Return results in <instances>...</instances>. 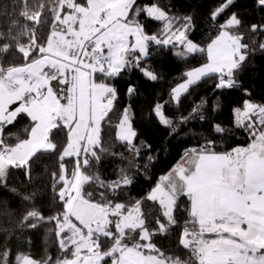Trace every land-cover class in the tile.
Listing matches in <instances>:
<instances>
[{
  "label": "snow or ice",
  "instance_id": "6c2138e0",
  "mask_svg": "<svg viewBox=\"0 0 264 264\" xmlns=\"http://www.w3.org/2000/svg\"><path fill=\"white\" fill-rule=\"evenodd\" d=\"M256 3L264 7V0ZM234 4L235 0H225L210 13V19L217 21ZM18 7L23 23L15 19ZM45 11L50 14V30L40 43L36 33L46 22ZM2 14L9 17V24L7 31L0 30V55L15 49L23 61L7 67L0 63V186L8 188L10 169L27 168L31 179L33 158L39 153H54L58 146L51 139L53 130H66V144L58 157L59 173H52L53 187L62 184L56 195L63 211L45 218L33 204L21 220V224L29 220L56 222L60 249L71 253L56 264H108L109 259L111 264H264V105L245 100L242 109L233 110L235 126L249 133L246 146L218 152L215 142L209 140L187 150L182 163L161 176L146 197L131 204L109 197V193L116 197L132 184L127 174L106 183L85 171L92 160H100L96 149L106 151L102 122L118 97L117 88L108 81L133 68L149 80L158 79L151 69L141 67L150 43L167 46L174 39L183 47L177 56L206 52L207 62L186 72L184 82L172 89V99L177 102L190 86L213 75L218 76L217 89L239 87L237 73L248 55V45L239 32L243 25L239 12H232L219 25L206 48L187 37L192 17H185L183 27L172 31L174 18L156 4L137 6V0H38L32 9L28 0H20L12 5L11 13L5 7ZM141 14L164 22V38L146 33L139 22ZM262 28L251 25L253 32ZM260 48L264 49V43ZM127 93L134 94L135 88L129 85ZM200 107L193 108L180 122L197 114ZM129 111L124 110L116 137L131 146L136 133ZM154 111L161 124L172 125L161 105L157 104ZM21 114L31 122L26 138L6 143L4 127ZM200 118L204 119L202 115ZM214 131L223 134L226 129L216 124ZM65 157L76 158L70 175ZM90 184L103 189L99 200L93 199L92 192L85 194ZM9 190L26 202L36 196L35 192ZM181 197L188 200L185 211L189 219L179 237V245L191 254L187 261L166 256L152 242L155 232L166 233L177 223L174 213ZM144 200L157 204L165 218H156L155 231L147 226ZM28 226L35 228L37 223ZM105 242L110 244L107 250ZM0 264L51 261H37L24 252H17L13 259L4 250Z\"/></svg>",
  "mask_w": 264,
  "mask_h": 264
},
{
  "label": "trees",
  "instance_id": "16d2710c",
  "mask_svg": "<svg viewBox=\"0 0 264 264\" xmlns=\"http://www.w3.org/2000/svg\"><path fill=\"white\" fill-rule=\"evenodd\" d=\"M82 2V0H81ZM225 0H137V6L143 7L156 4L173 19L172 31L181 29L185 17H192V25L187 31L188 39L198 46L206 48L211 39L217 35V29L223 24L232 12H239L243 25L239 32L243 35V43L248 45V55L243 69L237 73L239 87L217 89L218 76L213 75L201 79L190 86L189 90L181 95L179 102L172 99V89L183 83L185 73L190 69L204 64L207 61L206 52H196L177 56V51L183 47L176 41L167 46L149 45V55L141 61V67L149 68L158 77L152 81L145 77L137 68L125 70L119 77L109 80L118 90L117 100L113 110L102 122V141L106 151L96 149L100 160L91 161V166L85 171L89 175H98L104 182L109 183L120 179L127 174L132 184L122 188L116 197H109L126 204L147 196L161 176L168 173L178 160L189 149L199 148L207 141L215 142V150L224 152L237 146H246L250 142L249 133L234 124L233 110L243 105L245 100L264 105V28L256 32L251 31V25L264 26V7L257 5L256 0H235V4L227 8L217 21L210 19V13L224 3ZM20 0H0V30L7 31L9 17L3 15L5 7L9 13L12 5L19 4ZM38 0H28L30 9ZM15 19L21 20L20 8H17ZM45 23L38 27L37 37L43 43L50 30V14L45 11ZM139 22L144 25L147 34H155L164 38V22L148 18L141 14ZM23 61L21 54L15 49L0 55V63L5 67L10 64H19ZM131 85L135 93L128 95L127 88ZM247 90V93L245 92ZM159 104L166 118L173 121L166 126L159 122L155 114V107ZM201 106L197 114H193L186 122L181 123V117H188L192 109ZM129 109L130 124L136 133L133 144L122 142L116 137V127L125 109ZM204 119H201L200 116ZM30 119L21 114L12 125L3 129V138L6 143H16L17 137L26 138L30 129ZM219 124L226 129L223 134L214 131V125ZM175 129V131H173ZM57 144L54 153H39L31 161V179L26 175L27 168L10 169L7 177L8 188L0 186V252L7 250L14 259L17 252L31 254L37 261L50 258L51 263L62 259L65 255L60 249L59 238L56 236V222L47 220L37 222L29 220L21 224L24 214L33 204L45 218L62 213V202L56 193L62 184H57L52 173H59L58 159L66 144V130L54 129L51 135ZM131 149V150H130ZM82 158V157H81ZM76 158L65 157L64 163L70 175ZM10 188H16L20 193H36L34 201L26 202L16 195ZM103 191L96 184L87 185V192L94 193L93 199L99 200L98 193ZM175 210L177 223L166 233L155 232L152 242L166 256L179 257L189 260L190 252L179 245V237L189 219L185 209L188 207L186 197L178 201ZM143 212L147 218L150 231L158 228L156 218L161 216L158 205L144 200ZM166 222V221H165ZM37 223L31 228L28 224ZM110 244L104 243V250ZM110 263V259L108 260Z\"/></svg>",
  "mask_w": 264,
  "mask_h": 264
},
{
  "label": "crops",
  "instance_id": "0c3cea01",
  "mask_svg": "<svg viewBox=\"0 0 264 264\" xmlns=\"http://www.w3.org/2000/svg\"><path fill=\"white\" fill-rule=\"evenodd\" d=\"M206 62H207V61H206ZM206 62H205V63H206ZM13 107H15V106H13ZM184 156H185V154H184V155L178 160V162L174 165L173 168H175L178 164L182 163V158H183ZM173 168H172V169H173ZM172 169H171L168 173H166L165 175L169 174V173L172 171ZM158 182H159V181H158ZM158 182H157V183H158ZM157 183H156V184H157ZM156 184H155V185H156ZM155 185H154L153 187H155ZM153 187H152V188H153ZM150 191H151V190H150ZM77 223H78V222H77ZM65 234H67V233H65ZM110 264H111V261H110Z\"/></svg>",
  "mask_w": 264,
  "mask_h": 264
},
{
  "label": "rangeland",
  "instance_id": "374dc122",
  "mask_svg": "<svg viewBox=\"0 0 264 264\" xmlns=\"http://www.w3.org/2000/svg\"><path fill=\"white\" fill-rule=\"evenodd\" d=\"M173 41H175V40L173 39ZM201 65H203V64H201ZM201 65H199V66H197V67H200ZM197 67H194V68H197ZM194 68H192V69H194ZM192 69H190V70H192ZM190 70H189V71H190ZM239 108L242 109V108H243V105H242L241 107H239ZM126 109H127V108H126ZM123 113H124V112H123ZM122 115H123V114H122ZM121 118H122V116H121ZM121 118H120V120H121ZM120 120H119V122H120ZM119 122H118V124H119ZM129 122H130V121H129ZM118 124H117V125H118ZM132 130H133V129H132ZM116 131H117V127H116ZM35 260H36V259H35ZM56 262H57V261H54V262L51 263V264H56Z\"/></svg>",
  "mask_w": 264,
  "mask_h": 264
},
{
  "label": "built area",
  "instance_id": "2783aa9c",
  "mask_svg": "<svg viewBox=\"0 0 264 264\" xmlns=\"http://www.w3.org/2000/svg\"><path fill=\"white\" fill-rule=\"evenodd\" d=\"M108 264H110V263H108Z\"/></svg>",
  "mask_w": 264,
  "mask_h": 264
}]
</instances>
